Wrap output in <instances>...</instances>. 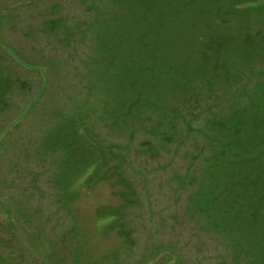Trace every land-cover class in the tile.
<instances>
[{
	"label": "rangeland",
	"instance_id": "1",
	"mask_svg": "<svg viewBox=\"0 0 264 264\" xmlns=\"http://www.w3.org/2000/svg\"><path fill=\"white\" fill-rule=\"evenodd\" d=\"M36 1L0 42L68 65L0 43V264H264V0Z\"/></svg>",
	"mask_w": 264,
	"mask_h": 264
},
{
	"label": "trees",
	"instance_id": "2",
	"mask_svg": "<svg viewBox=\"0 0 264 264\" xmlns=\"http://www.w3.org/2000/svg\"><path fill=\"white\" fill-rule=\"evenodd\" d=\"M62 1L63 0H37L36 2L39 3L38 9H37V14L33 13V9L29 10V14L26 17V22L23 24V27H26L27 30H34L36 33L44 37L45 39H48L50 36H57L61 37L62 40L67 39L70 40L69 38H66V27H67V20L66 17L68 15V12L66 11V7L62 6ZM9 0H0V3L7 4ZM8 5V4H7ZM5 9H8L7 6H5ZM13 10H9L8 13H11L10 15H14ZM79 14V12L77 11ZM73 16H76V9L72 10ZM9 14H6L2 18H8ZM75 26L79 24V21H75ZM22 25V24H19ZM14 27H16V24L14 23ZM72 31V30H71ZM70 31V32H71ZM77 34L74 35V37ZM41 42L40 37H37L36 41L34 42L35 46H39V41ZM6 39V38H4ZM59 41H62L58 39ZM2 41V40H0ZM3 42V41H2ZM0 42L2 45L4 44L5 52L7 54V57L14 63V65H18V67L24 68L27 71H32L31 66L32 65H41L45 67H55L59 69H62L65 65H68V63L63 62L65 59L63 54H60L58 52V49L56 48H48V44L44 43V47H38L40 50L43 51V55L40 56L41 58H38L37 60H28L30 56L27 58L23 57V54H20V52L14 48L11 47L10 45H6L5 43ZM66 42V40H65ZM71 42V41H70ZM64 43V42H62ZM8 44V43H7ZM77 45L78 41L75 39L72 41V46H70L74 51L77 50ZM16 57H18L19 61L16 62ZM61 58V61L59 59ZM63 62V63H62ZM60 65V66H58ZM33 72V71H32ZM32 92L30 95H32V99L35 98L38 93L37 90H33V88L37 89V81H32ZM31 82V83H32ZM32 100H29L28 103H30Z\"/></svg>",
	"mask_w": 264,
	"mask_h": 264
},
{
	"label": "water",
	"instance_id": "3",
	"mask_svg": "<svg viewBox=\"0 0 264 264\" xmlns=\"http://www.w3.org/2000/svg\"><path fill=\"white\" fill-rule=\"evenodd\" d=\"M174 262L173 261H170V262H168L167 264H173Z\"/></svg>",
	"mask_w": 264,
	"mask_h": 264
}]
</instances>
